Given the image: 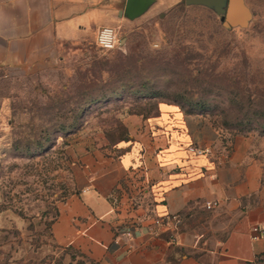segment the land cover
<instances>
[{"label": "rangeland", "instance_id": "1", "mask_svg": "<svg viewBox=\"0 0 264 264\" xmlns=\"http://www.w3.org/2000/svg\"><path fill=\"white\" fill-rule=\"evenodd\" d=\"M162 1L114 26V50L73 52L53 73L0 71V264H96L65 237L84 166L162 102L251 135L264 168V0H245L251 19L233 28L213 6Z\"/></svg>", "mask_w": 264, "mask_h": 264}, {"label": "crops", "instance_id": "2", "mask_svg": "<svg viewBox=\"0 0 264 264\" xmlns=\"http://www.w3.org/2000/svg\"><path fill=\"white\" fill-rule=\"evenodd\" d=\"M125 3L0 0V71L53 73L73 52H95L99 27L127 24L119 14ZM125 125L127 138L114 144L115 153H96L84 166L65 216L67 242L96 264H264V235L251 233L264 223L258 141L174 101L147 117L128 115ZM192 146L209 152L195 154ZM123 187L130 199L114 200ZM167 213L182 215L183 223L149 233L153 218Z\"/></svg>", "mask_w": 264, "mask_h": 264}, {"label": "water", "instance_id": "3", "mask_svg": "<svg viewBox=\"0 0 264 264\" xmlns=\"http://www.w3.org/2000/svg\"><path fill=\"white\" fill-rule=\"evenodd\" d=\"M186 2L213 6L226 28L246 27L251 19V11L245 0H186ZM152 3L154 0H126L120 14L133 19L145 13Z\"/></svg>", "mask_w": 264, "mask_h": 264}, {"label": "built area", "instance_id": "4", "mask_svg": "<svg viewBox=\"0 0 264 264\" xmlns=\"http://www.w3.org/2000/svg\"><path fill=\"white\" fill-rule=\"evenodd\" d=\"M95 45L103 51L114 50L118 46V33L117 29L110 25H104L98 28L96 32ZM195 154H205L209 152L208 148H197L192 146L189 148ZM214 206V202H207L205 207L210 209ZM184 221V217L180 214H163L157 215L153 218L152 224L148 228L149 233L156 234L158 227H173L176 228ZM125 236H130V230L120 231ZM252 238L256 239L264 235V223L254 224L251 226Z\"/></svg>", "mask_w": 264, "mask_h": 264}, {"label": "trees", "instance_id": "5", "mask_svg": "<svg viewBox=\"0 0 264 264\" xmlns=\"http://www.w3.org/2000/svg\"><path fill=\"white\" fill-rule=\"evenodd\" d=\"M174 102H176L177 104H179V105H181L182 107H184V108H186V110L187 111H194V110H196V111H199L200 112V110L198 109V108H196L194 105H192V104H189V103H185V102H182V101H180V100H173ZM202 113V112H201ZM132 114H138V115H142L143 117H147L148 115H150V114H142V113H132ZM127 135H128V131H127V129H126V131H125V134H124V136L122 137V138H120L119 140H123V139H126L127 138ZM118 140V141H119ZM255 262H257V260L255 261ZM254 262H250V263H248V264H253Z\"/></svg>", "mask_w": 264, "mask_h": 264}, {"label": "flooded vegetation", "instance_id": "6", "mask_svg": "<svg viewBox=\"0 0 264 264\" xmlns=\"http://www.w3.org/2000/svg\"><path fill=\"white\" fill-rule=\"evenodd\" d=\"M153 4H154V3H152V4L150 5V7H151ZM150 7H149V8H150ZM149 8H148V9H149Z\"/></svg>", "mask_w": 264, "mask_h": 264}]
</instances>
